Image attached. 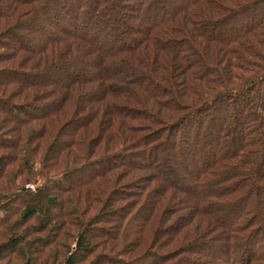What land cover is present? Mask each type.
I'll return each mask as SVG.
<instances>
[{
  "label": "trees",
  "instance_id": "obj_1",
  "mask_svg": "<svg viewBox=\"0 0 264 264\" xmlns=\"http://www.w3.org/2000/svg\"><path fill=\"white\" fill-rule=\"evenodd\" d=\"M226 259L264 264V0H0V264Z\"/></svg>",
  "mask_w": 264,
  "mask_h": 264
},
{
  "label": "rangeland",
  "instance_id": "obj_2",
  "mask_svg": "<svg viewBox=\"0 0 264 264\" xmlns=\"http://www.w3.org/2000/svg\"><path fill=\"white\" fill-rule=\"evenodd\" d=\"M91 30H93V29H90L89 31H87V33L89 34V32H91ZM94 31V30H93ZM128 36V34L127 33H124L123 35H121V39H126V37ZM112 38V37H111ZM98 39V38H97ZM29 40H31V38H29ZM8 41H10V43L11 44H16V42L14 41V40H12V39H10V40H8ZM113 41L112 40H101V39H98L97 40V44L99 45V46H101V47H105L106 46V43H112ZM91 71V68H87V72H90ZM4 76H2V78H3ZM70 242H72L71 240H70ZM208 249V248H207ZM206 249V250H207ZM61 258V256H57V260H59ZM222 264H231V262L230 261H228V259H226V260H224V261H222Z\"/></svg>",
  "mask_w": 264,
  "mask_h": 264
}]
</instances>
